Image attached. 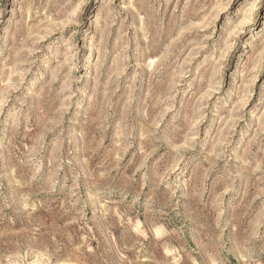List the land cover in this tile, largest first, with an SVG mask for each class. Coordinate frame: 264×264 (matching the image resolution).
Listing matches in <instances>:
<instances>
[{
    "label": "rangeland",
    "instance_id": "obj_1",
    "mask_svg": "<svg viewBox=\"0 0 264 264\" xmlns=\"http://www.w3.org/2000/svg\"><path fill=\"white\" fill-rule=\"evenodd\" d=\"M0 264H264V0H0Z\"/></svg>",
    "mask_w": 264,
    "mask_h": 264
}]
</instances>
